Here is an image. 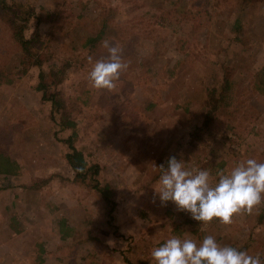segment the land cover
Listing matches in <instances>:
<instances>
[{
    "label": "rangeland",
    "instance_id": "374dc122",
    "mask_svg": "<svg viewBox=\"0 0 264 264\" xmlns=\"http://www.w3.org/2000/svg\"><path fill=\"white\" fill-rule=\"evenodd\" d=\"M7 1L35 12L26 34L42 37V66L15 48L0 22V66L11 81L0 87V161L16 171L0 173V264H152L151 250L168 238L200 243L206 235L264 259V203L200 231L189 213L162 206L154 189L157 161L172 155L209 170L213 184L217 170L248 158L264 163V0ZM104 25L99 43H89ZM105 39L122 47L128 64L111 92L87 78L88 56L107 55ZM63 67L51 91L77 122L76 146L91 169L85 181L64 158L72 131H59L60 112L37 90L40 73L55 81ZM225 76L234 83L229 105L195 140ZM97 183L110 185V201Z\"/></svg>",
    "mask_w": 264,
    "mask_h": 264
},
{
    "label": "clouds",
    "instance_id": "9594fccd",
    "mask_svg": "<svg viewBox=\"0 0 264 264\" xmlns=\"http://www.w3.org/2000/svg\"><path fill=\"white\" fill-rule=\"evenodd\" d=\"M107 55L100 59L88 56L92 66L88 72L91 87L97 91H114L128 64L123 59V49L118 43L105 39L101 42ZM167 167L159 168L155 194L162 206L172 202L178 211L187 212L200 223L203 231L213 222L231 225L235 217L248 214L264 203V163L248 158L230 171L217 170L218 182L213 184L209 170L185 167L175 156L167 160ZM112 244V241H109ZM152 264H264L257 253L222 246L213 235L204 236L197 243L190 238L172 236L151 250Z\"/></svg>",
    "mask_w": 264,
    "mask_h": 264
},
{
    "label": "trees",
    "instance_id": "16d2710c",
    "mask_svg": "<svg viewBox=\"0 0 264 264\" xmlns=\"http://www.w3.org/2000/svg\"><path fill=\"white\" fill-rule=\"evenodd\" d=\"M169 14V12H168ZM35 16L34 11H29L26 9L25 6L20 5L19 3H10L7 0H0V22L5 26L7 31L10 33V40L13 42L16 49L20 50L25 57L28 59L31 58L34 60L35 66H42V60L40 57L36 55L35 50L38 49L42 42V37L39 34L32 35L30 37H27L26 30L28 29V26H30V23ZM236 26L237 29L241 31L242 29V21L240 19L236 20ZM106 25H104V28L101 29L99 34L90 37L88 40L89 43H99L101 40L103 34L105 33ZM96 45H92V48H95ZM3 67L0 66V87L4 88L6 85V80L10 83L11 81L8 78V75L5 71H2ZM65 67L58 69V72H56L57 78L55 81L50 80L48 81L49 77L46 73H40V82L39 86L37 87V90L42 93V102L46 105H49L52 109V111L60 112V119L59 122H57V126L59 127L60 132H66L68 130L72 131V134L68 136L65 139V145H66V152H65V160L71 170L75 174V180H83L85 181L89 175H91V169L88 165V162L84 156V153L76 146V139H77V131H78V125L75 120V118H72V114L69 111L68 107L66 108V100L61 95V92L59 91H51V88L56 84L60 83L63 79V76L65 74ZM264 75V70L260 74L258 78H260L261 75ZM6 78V79H5ZM223 87L221 88L220 95L218 97V100L216 102V105L212 109V111L208 110L206 115L207 119L203 123L202 126L198 127L196 131L192 132L193 139H201V134L205 133L206 131L211 129V125L213 123V117L215 113L220 110L223 106L226 105L228 98L233 93V87L234 83L231 81L230 78L227 76L224 77L223 80ZM258 90L264 93V77L261 80V84L258 86ZM229 105V104H228ZM226 105V106H228ZM211 118V120H210ZM175 156V155H172ZM170 156V157H172ZM165 159H159L157 161V164L159 167L161 165H164L167 167V160L170 158ZM177 158V156H175ZM7 163H3L0 161V173L6 174V175H13L16 174L15 166L12 161L9 159L5 160ZM98 174V170H95L92 172V176H96ZM160 175V173H158ZM96 187L99 189L103 197L110 201V194H111V187L109 184L100 185V183H97ZM31 188H34L36 190H39L41 187H39L37 184H34ZM259 222H264V212H262L259 215ZM64 225V223H63ZM64 233V231H62ZM65 238V236L63 237Z\"/></svg>",
    "mask_w": 264,
    "mask_h": 264
}]
</instances>
